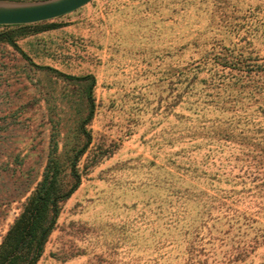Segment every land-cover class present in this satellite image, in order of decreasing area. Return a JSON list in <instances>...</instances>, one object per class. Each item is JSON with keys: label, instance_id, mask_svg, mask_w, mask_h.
Listing matches in <instances>:
<instances>
[{"label": "rangeland", "instance_id": "1", "mask_svg": "<svg viewBox=\"0 0 264 264\" xmlns=\"http://www.w3.org/2000/svg\"><path fill=\"white\" fill-rule=\"evenodd\" d=\"M3 31L97 79L82 184L38 264H264V0H93ZM88 84L0 43V243L53 149L68 181Z\"/></svg>", "mask_w": 264, "mask_h": 264}, {"label": "trees", "instance_id": "2", "mask_svg": "<svg viewBox=\"0 0 264 264\" xmlns=\"http://www.w3.org/2000/svg\"><path fill=\"white\" fill-rule=\"evenodd\" d=\"M37 24L0 26L27 27ZM60 26L62 25L51 23L41 30H51ZM1 42L12 45L33 66L39 69L52 71L69 81L89 82L87 87L89 111L81 123V130L86 136V141L74 155L68 181L63 178V167L55 153V149H53L42 180L0 243V264H38L45 252L46 244L51 234L57 227L64 203L72 197L82 184L84 171L79 167V163L92 143V134L87 126L95 116L94 88L97 79L93 74L73 75L47 65L34 63L31 57L20 47L10 31L0 32Z\"/></svg>", "mask_w": 264, "mask_h": 264}, {"label": "water", "instance_id": "3", "mask_svg": "<svg viewBox=\"0 0 264 264\" xmlns=\"http://www.w3.org/2000/svg\"><path fill=\"white\" fill-rule=\"evenodd\" d=\"M93 0H45L33 3L0 2V25H25L53 20Z\"/></svg>", "mask_w": 264, "mask_h": 264}]
</instances>
